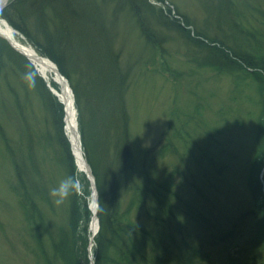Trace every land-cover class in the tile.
<instances>
[{"label": "rangeland", "instance_id": "1", "mask_svg": "<svg viewBox=\"0 0 264 264\" xmlns=\"http://www.w3.org/2000/svg\"><path fill=\"white\" fill-rule=\"evenodd\" d=\"M98 1L105 14L102 30L111 34L110 49L125 77L132 157L120 180L121 210L131 211L143 228L136 231L144 253H152L151 241L158 248L160 264H264V218L254 210L251 191L257 178L264 186V74L244 66L236 70L212 66L210 50L192 42L171 25L169 17L173 8L172 16L180 13L211 39L239 42L260 58L256 64L261 65L264 0H148L150 6L140 16L125 0ZM15 30L52 59L42 36L37 46ZM77 36L73 37L80 57L59 58L73 83L82 85L97 59L85 46L86 38L79 42ZM2 41L0 264H49L48 256L52 264H66L54 252L53 239L70 227L74 196L56 206L49 190L70 175H78L84 184L85 195L75 196L81 207L75 221L79 260L85 264L90 185L66 131L63 106L37 71L56 99L46 100L16 59L2 52ZM84 99L86 118L89 106ZM120 130L114 128L107 156L114 163L123 158ZM63 137L72 158L65 153ZM24 196L41 211L43 227L34 225ZM138 196L145 200L132 207ZM35 218L42 222L39 215Z\"/></svg>", "mask_w": 264, "mask_h": 264}, {"label": "trees", "instance_id": "2", "mask_svg": "<svg viewBox=\"0 0 264 264\" xmlns=\"http://www.w3.org/2000/svg\"><path fill=\"white\" fill-rule=\"evenodd\" d=\"M125 1L130 4V9L139 16L150 6L148 0ZM100 5L98 0H14L2 10L1 16L5 17L13 27L24 33L37 46L39 35L44 38L46 42L45 50L50 53L61 72L69 79L75 93L78 110H82L80 132L83 148L96 177L98 192L101 194L98 210L100 229L94 237V245L92 247L95 264H160V255L159 252L157 254L158 248L155 242L151 243L149 241L152 253L146 256L144 253L145 245L142 243L143 239L139 238L136 231L137 228H143L137 221L133 220L130 214L131 211L124 210L122 212L121 210L122 203L118 191L121 184L120 180L131 165L132 157L128 130V109L124 99L125 77L110 49L112 48L110 45L111 34L102 30L104 26L101 27L102 24L100 23L105 18V14ZM174 11L175 9L170 8L169 17L173 18L170 20L171 25L176 26L179 31L185 33L192 42H196L210 50L209 64L228 70H236L238 66H244L249 70L252 69L251 71H259L258 73L264 74V63L257 65L256 60L260 58L250 50L245 49L242 44L237 42V45H231L225 39H211L208 32L195 29V23H189L180 13L178 15L176 13V17L172 16ZM30 26L34 29L32 30ZM76 33L78 34V39L80 37L86 38V41L82 42L97 59L95 66L93 65L94 71L90 72L88 70L92 75L90 74V77L82 85L73 83L69 78L70 73L67 72L63 65V59L59 58V56H63L76 60L80 57L78 55L79 51L75 46L77 41L73 37ZM2 40V48H4L2 52L16 59L19 68L23 70L22 72L28 74V77L34 82L36 87L41 89L48 102L56 101L51 93L52 91L50 92L32 62L22 53L15 50L8 41ZM89 48H92L93 51ZM86 60L89 62L88 58ZM86 74L87 71L84 72V76ZM84 97L87 100V106H89V114L86 118L82 109V103H85ZM62 109L64 113V107ZM262 126L261 139L264 142V121ZM118 127L121 128L120 135L123 136L121 140L123 158L114 163L115 159L110 157L112 160L109 161L107 156L109 155L110 147L113 146V130ZM63 140L65 153L67 152L69 157L72 158L67 139L63 137ZM97 158H101V160ZM97 161H99V164ZM114 164L116 165L113 167L112 165ZM262 164L264 169V157ZM108 176H113V179L108 181ZM86 179L90 185L88 195L91 200V183L88 177ZM257 179L258 185L254 183L251 185V191L255 197L254 210L256 213L259 212V217L264 218V186L262 181L259 178ZM141 192L143 193V190ZM151 193L154 194V191L150 190ZM143 198L144 196H138L131 203L132 207L141 206L138 202L144 201L145 199L143 200ZM28 200L24 196V205L27 207L28 215L33 217L35 226H40L41 223L43 227L44 222L41 211L35 208L34 201H32L33 203L30 201L31 204L29 205ZM80 208L74 196L71 203L70 227L61 230L58 238L53 239L55 241L53 244L54 252L66 264H81L79 260L80 250L77 245L78 222L76 223L75 221L76 217L79 216ZM86 210L91 220L92 211L88 206H86ZM38 215L42 221L39 224L35 218ZM90 231L84 246V253H86L85 264H90L91 252H88ZM40 247L45 252L46 247L42 242ZM47 255L45 254V256ZM47 258L49 264H52L50 257L48 256Z\"/></svg>", "mask_w": 264, "mask_h": 264}, {"label": "bare ground", "instance_id": "3", "mask_svg": "<svg viewBox=\"0 0 264 264\" xmlns=\"http://www.w3.org/2000/svg\"><path fill=\"white\" fill-rule=\"evenodd\" d=\"M3 37H7L15 46H17L30 57L31 61L35 64L42 77L55 91L54 95L63 104L66 131L70 137V142L72 144L73 151L77 156L79 165L83 169L85 155L82 151V149H84L82 137L79 136V134H81V132H79L78 126L79 110L76 107L75 93H72L70 87L67 84L62 81L60 83V77L52 61L41 55L32 45L24 42L18 35V32L15 30V28L0 15V39ZM55 83H57L58 86ZM97 204L98 201H96L94 197L91 202L93 220H91L92 223H90L93 238L98 232V213H96V210L99 208V205L97 208Z\"/></svg>", "mask_w": 264, "mask_h": 264}, {"label": "clouds", "instance_id": "4", "mask_svg": "<svg viewBox=\"0 0 264 264\" xmlns=\"http://www.w3.org/2000/svg\"><path fill=\"white\" fill-rule=\"evenodd\" d=\"M49 195L53 198V203L60 206L72 196H84V184L78 175H70L61 180L55 187L50 188ZM96 195L99 202L101 194L97 192Z\"/></svg>", "mask_w": 264, "mask_h": 264}, {"label": "water", "instance_id": "5", "mask_svg": "<svg viewBox=\"0 0 264 264\" xmlns=\"http://www.w3.org/2000/svg\"><path fill=\"white\" fill-rule=\"evenodd\" d=\"M8 1L9 0H0V15H1V12H2V10L5 8V6L7 5V3H8ZM4 39H6V40H8L9 41V43L12 45V47L13 48H15L16 50H18V51H20L21 53H23L24 55H26L29 59H30V57L25 53V52H23L22 50H20L17 46H15L7 37H4ZM31 60V59H30ZM50 60V59H49ZM52 61V60H51ZM52 63L54 64V66H55V69H56V71H57V73H58V75H59V77H60V83H61V81L62 82H64L65 84H67L69 87H70V89H71V91H72V93H73V89H72V87H71V84L69 83V79L61 72V70L59 69V67H58V65L56 64V63H54L53 61H52ZM62 85V84H61ZM48 86L50 87V89L52 90V92L53 93H55V91L53 90V88L50 86V84H48ZM79 136L81 137V134H79ZM80 144H81V142H80ZM81 146H82V144H81ZM82 148V147H81ZM82 151H83V153H84V150L82 149ZM74 154H75V152H74ZM76 155V154H75ZM85 155V154H84ZM76 158H77V156H76ZM78 160V159H77ZM83 170L86 172V174H87V176L89 177V179H90V181H91V185H92V188H93V198L95 197V199H96V201H97V189H96V181H95V176H94V174H93V171H92V167H91V165H90V163L88 162V160H87V158H86V156H84V168H83ZM98 205L99 204H97V208H98ZM98 212V209L96 210V213ZM93 218V217H92ZM93 220V219H92ZM97 222H98V230H99V228H100V221H99V217L97 216ZM92 223V222H91ZM94 243H93V237H91V242H90V246H89V250H91V248H92V245H93ZM90 259H91V264H95V262H94V259H93V257L92 256H90Z\"/></svg>", "mask_w": 264, "mask_h": 264}]
</instances>
